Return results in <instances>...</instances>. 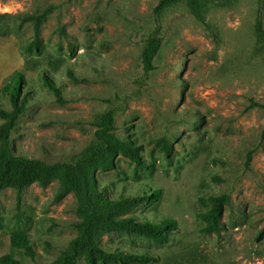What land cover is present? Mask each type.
I'll use <instances>...</instances> for the list:
<instances>
[{"label":"rangeland","instance_id":"rangeland-1","mask_svg":"<svg viewBox=\"0 0 264 264\" xmlns=\"http://www.w3.org/2000/svg\"><path fill=\"white\" fill-rule=\"evenodd\" d=\"M158 1L0 0V105L10 108L16 72L29 94L12 145L48 162L72 161L94 139L97 117L113 107L117 134L135 141L145 165L120 155L114 168L97 171L99 184L112 197L160 190L131 213L174 218L179 228L163 245L127 234L102 243L158 256L147 264H264V107L256 105L264 104V41L257 35L264 0L212 2L206 25L185 0L156 13ZM47 7L35 37L33 24L18 15ZM151 33L161 47L146 71L141 54ZM163 136L173 146L171 161L155 146ZM59 187L52 179L30 184L21 198L12 187L0 192V256L45 264L76 236V199L72 192L57 198ZM222 193L230 198L222 229L205 234L200 198ZM19 234L30 239L34 257L12 245Z\"/></svg>","mask_w":264,"mask_h":264},{"label":"trees","instance_id":"trees-1","mask_svg":"<svg viewBox=\"0 0 264 264\" xmlns=\"http://www.w3.org/2000/svg\"><path fill=\"white\" fill-rule=\"evenodd\" d=\"M184 0H159L155 7L156 13ZM197 21L206 25L205 13L212 2L230 4L233 0H185ZM52 7H47L39 13H22L18 17L21 21L31 22L34 35L38 37L42 24L48 18ZM264 14L257 22L259 41H264ZM161 47V38L151 33L142 50L141 60L146 71L154 69V59ZM61 60L51 61L57 68ZM69 76L77 80V75L69 70ZM13 84L7 88L10 108L0 105V192L7 187L17 191L21 198L27 186L34 182L46 184L52 179L60 183L57 198L72 192L76 199L77 220L73 226L77 231L51 262L45 264H76L78 259L83 264H147L155 262L158 256L150 251L108 248L102 243L104 236L112 234L138 235L150 238L156 244L163 245L171 240L174 232L179 228V222L174 218L159 221L143 219L131 213L135 207L150 198L157 199L160 190L152 193H140L112 197L107 186H101L96 178L98 170L114 168L117 158L121 155L129 158L137 167H143L144 161L139 146L128 136L117 134L116 115L113 107L101 113L94 122L96 129L94 139L72 160L48 162L28 154L17 152L11 141L12 132L18 126V120L26 112L29 103L28 92H23V73L12 75ZM44 81L54 93L59 102H63L62 92L48 74H44ZM260 107L264 104L256 103ZM155 146L171 161L173 146L165 136L155 141ZM251 160V153L247 162ZM229 195L210 194L207 198H200V203L206 206L199 216L205 222L201 231L205 234H216L222 229L225 207L229 202ZM12 245L23 248L31 257L35 251L26 234L14 235ZM0 264H23L11 253L0 256Z\"/></svg>","mask_w":264,"mask_h":264}]
</instances>
